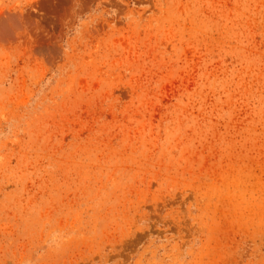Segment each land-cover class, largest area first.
<instances>
[{
	"label": "rangeland",
	"instance_id": "374dc122",
	"mask_svg": "<svg viewBox=\"0 0 264 264\" xmlns=\"http://www.w3.org/2000/svg\"><path fill=\"white\" fill-rule=\"evenodd\" d=\"M0 264H264V0H0Z\"/></svg>",
	"mask_w": 264,
	"mask_h": 264
}]
</instances>
